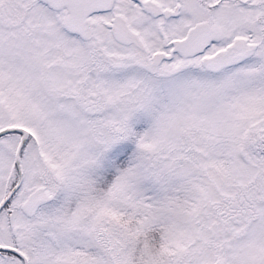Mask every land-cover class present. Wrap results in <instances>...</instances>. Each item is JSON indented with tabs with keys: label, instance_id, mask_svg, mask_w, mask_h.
Segmentation results:
<instances>
[{
	"label": "snow or ice",
	"instance_id": "snow-or-ice-1",
	"mask_svg": "<svg viewBox=\"0 0 264 264\" xmlns=\"http://www.w3.org/2000/svg\"><path fill=\"white\" fill-rule=\"evenodd\" d=\"M0 264H264V0H0Z\"/></svg>",
	"mask_w": 264,
	"mask_h": 264
}]
</instances>
